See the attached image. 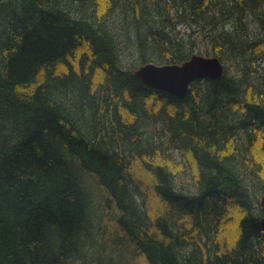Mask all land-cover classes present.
Returning a JSON list of instances; mask_svg holds the SVG:
<instances>
[{
	"label": "trees",
	"instance_id": "obj_1",
	"mask_svg": "<svg viewBox=\"0 0 264 264\" xmlns=\"http://www.w3.org/2000/svg\"><path fill=\"white\" fill-rule=\"evenodd\" d=\"M262 169L264 0H0V264H264Z\"/></svg>",
	"mask_w": 264,
	"mask_h": 264
},
{
	"label": "water",
	"instance_id": "obj_2",
	"mask_svg": "<svg viewBox=\"0 0 264 264\" xmlns=\"http://www.w3.org/2000/svg\"><path fill=\"white\" fill-rule=\"evenodd\" d=\"M132 73L152 88L180 96L187 93L189 85L197 79L221 78L223 64L215 56L193 54L180 64L147 63L133 69ZM260 207L264 208V188L260 197ZM259 221L264 231V215Z\"/></svg>",
	"mask_w": 264,
	"mask_h": 264
},
{
	"label": "rangeland",
	"instance_id": "obj_3",
	"mask_svg": "<svg viewBox=\"0 0 264 264\" xmlns=\"http://www.w3.org/2000/svg\"><path fill=\"white\" fill-rule=\"evenodd\" d=\"M134 49L135 48H134L133 43L128 44V49H127L128 51L129 50H134ZM121 59H122L121 67H123L125 69L133 70V69H135L138 66L137 55H136L135 52H132L130 54L127 53L125 55H122ZM78 96L79 95L74 96L72 93L69 92L68 95H64V98L66 99V101H64V102L68 103L69 105H73V106L74 105H78V103H76V101L79 100ZM78 115L81 116V117L83 116V118L85 120H87V121L89 120V112L86 110V108L81 110V112L78 111ZM259 161H262V160H259ZM132 170H133V172L136 175L139 176V178L144 183H146L148 181V176L144 173V171H142L143 168H142L139 160H136V161L133 162ZM263 174H264V169H262L261 172L259 173V177H258L259 182H260L261 178L264 176ZM185 177H187V176L183 175V177H178L175 180V182L179 183L181 180H187ZM249 184L252 185L253 182L249 181ZM145 195H146L145 199L147 201V204L152 209L151 211L153 212L154 208L157 205V202L155 201V199H154V197H153V195L151 193L146 192ZM259 195L260 196L262 195L261 192H260ZM260 208L264 211V208H262V207H260ZM137 264H148V263L145 262L144 258L139 257L137 259Z\"/></svg>",
	"mask_w": 264,
	"mask_h": 264
}]
</instances>
